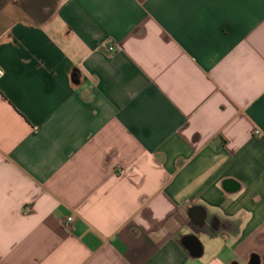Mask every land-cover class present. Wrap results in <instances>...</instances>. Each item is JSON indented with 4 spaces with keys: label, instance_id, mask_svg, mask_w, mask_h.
I'll return each instance as SVG.
<instances>
[{
    "label": "crops",
    "instance_id": "0c3cea01",
    "mask_svg": "<svg viewBox=\"0 0 264 264\" xmlns=\"http://www.w3.org/2000/svg\"><path fill=\"white\" fill-rule=\"evenodd\" d=\"M42 7L0 0V264H264V0Z\"/></svg>",
    "mask_w": 264,
    "mask_h": 264
},
{
    "label": "water",
    "instance_id": "95a60500",
    "mask_svg": "<svg viewBox=\"0 0 264 264\" xmlns=\"http://www.w3.org/2000/svg\"><path fill=\"white\" fill-rule=\"evenodd\" d=\"M183 243L193 257H200L203 255V245L199 238H197L196 236L185 237Z\"/></svg>",
    "mask_w": 264,
    "mask_h": 264
},
{
    "label": "built area",
    "instance_id": "2783aa9c",
    "mask_svg": "<svg viewBox=\"0 0 264 264\" xmlns=\"http://www.w3.org/2000/svg\"><path fill=\"white\" fill-rule=\"evenodd\" d=\"M108 50H109L110 53H114L116 51V46L115 45H110L108 47ZM4 75H5V70L2 67H0V79L2 77H4ZM257 134H261V132L257 131ZM74 222H75L74 215L68 216V217H66L64 219L63 226H64L65 229L71 230L72 227H73Z\"/></svg>",
    "mask_w": 264,
    "mask_h": 264
},
{
    "label": "rangeland",
    "instance_id": "374dc122",
    "mask_svg": "<svg viewBox=\"0 0 264 264\" xmlns=\"http://www.w3.org/2000/svg\"><path fill=\"white\" fill-rule=\"evenodd\" d=\"M32 1H37L40 4L43 5L41 13H51L55 10V5L58 0H32ZM207 246V249H209V243H205Z\"/></svg>",
    "mask_w": 264,
    "mask_h": 264
},
{
    "label": "trees",
    "instance_id": "16d2710c",
    "mask_svg": "<svg viewBox=\"0 0 264 264\" xmlns=\"http://www.w3.org/2000/svg\"><path fill=\"white\" fill-rule=\"evenodd\" d=\"M250 264H255V259Z\"/></svg>",
    "mask_w": 264,
    "mask_h": 264
}]
</instances>
